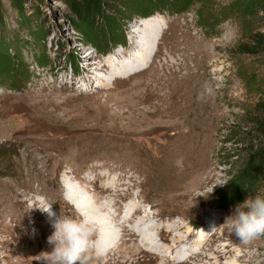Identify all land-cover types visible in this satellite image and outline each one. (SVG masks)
Returning <instances> with one entry per match:
<instances>
[{"label":"rangeland","instance_id":"rangeland-1","mask_svg":"<svg viewBox=\"0 0 264 264\" xmlns=\"http://www.w3.org/2000/svg\"><path fill=\"white\" fill-rule=\"evenodd\" d=\"M105 1L106 15L86 24L64 0H0V264L51 252L52 220L39 209L84 217L67 199L72 187L105 222L114 216L121 229L137 204L125 226L150 217L165 233L149 231L163 248L156 256L127 242L92 264H177L189 242L180 264H213L214 250L223 264H264V237L244 244L225 224L264 195V54L239 51L264 33V0ZM146 20L163 31L143 61L134 49ZM131 58V77L106 72ZM185 58L192 77L162 87L169 61ZM94 59L105 84L85 81ZM99 232L94 223L93 242Z\"/></svg>","mask_w":264,"mask_h":264},{"label":"bare ground","instance_id":"bare-ground-1","mask_svg":"<svg viewBox=\"0 0 264 264\" xmlns=\"http://www.w3.org/2000/svg\"><path fill=\"white\" fill-rule=\"evenodd\" d=\"M161 31H163V30H160V28L156 24V22L148 21V20H146L142 24L141 27H137L136 33H138V35L145 33V36L141 37L137 41L136 48L134 49V51L136 52L135 56H137V58L142 59L143 61H146L149 58V56H151V55H149V53L150 54L152 53V46L154 44H158L159 43V41H160V32ZM180 44H182V43H180ZM159 45H160V43H159ZM176 48H177V46H176ZM153 54L154 55H152V57H153L152 59L156 58L158 56V54H160V53L156 51V52H153ZM124 57L125 58L126 57L129 58L127 56V54H124ZM119 58H122V56L119 55ZM187 58H188V56H187ZM134 61H137V60L131 58V60H129V62H128L129 64H127V65H126L125 62L120 64L119 62L114 61L113 63L109 62V66H106V64H105L104 67L107 69L106 72H108V74H110V77L114 76L115 74H118V76H116V78L120 77L122 79H127V78H129L131 76L125 78L126 72L128 71V69H130V67L131 68L134 67V66L131 65V63L134 62ZM101 63H102L101 59H98V60L94 59L93 61L87 62V65L83 68V72L88 75V79L85 80V81H87V82H91V81L96 82V79H99V83L105 84L106 80H110L109 75H107V73H105V72L104 73L102 72L104 70H103V67L100 65ZM188 64H189V62H188V60L186 58L184 59L183 62H180V63L177 60L169 61V63L166 65V67L169 68L168 75L166 74L167 76L165 75V76H163L164 78L163 77L160 78V80H161L160 82L162 83V87L170 88L172 86L171 84L173 82H179V81L181 82V81L189 80L192 77L193 74H192V72H191V70L189 68L191 64L190 65H188ZM147 71H150V70H148V69L144 70L142 73H147ZM183 71H185L184 74H183ZM97 72H100V73L97 74ZM167 72H168V70H167ZM95 73H96V75H94V76H96V77L91 76L92 74H95ZM140 75H142V74H140ZM136 76L137 75H135V77ZM155 77H153V79ZM176 78H178V79H176ZM178 84L179 83H177L175 85V87H177ZM159 89H160V87H159ZM173 91H174V89H173ZM186 94L188 95L189 93H186ZM172 95L170 96L171 98H172ZM179 96H181V95L179 94ZM188 96H190V95H188ZM167 98H169V97L167 96ZM178 103H180V102L177 100V104ZM67 199L72 205H74L84 215V217L93 220L95 222V224L99 225L100 232H99V235H98V239L97 240L95 239V242L93 243V247H92L91 253H90L91 259L89 260V264H92L94 259L96 261L101 260L105 255L112 254L113 256H116V255L119 256V254H117V253L118 252L120 253V249H122L123 247H126L128 245L127 242H136V245L139 248V249L137 248L138 251L140 250V251L148 252V253L154 254L155 256H156V254L158 252H160L163 249L161 247V245L157 242V239H159V238L158 237L155 238L153 235L149 234V231L155 230V229L157 230V228H158V226H156V224L153 222L152 218L146 217L145 219H139L136 222L135 226H133L132 228L125 226L126 223H130L129 220L132 221L131 217L134 215V212L138 213V211H140V207H138L137 204L136 205H132V204L128 205V210H127V213H126L125 222L122 223V227H121L122 232L126 233V237L123 238V235L120 233L121 229H120V227L117 226V221L114 218V216H112V219H111L112 223L105 222L104 218H97L96 214L98 215V209H96V207L94 205H92L88 201L87 198H84L83 196L82 197H78L77 189L75 187L69 188V193H68V198ZM113 206H114V204H112V205L109 204V205H105L103 207H100V209L108 210L110 207L113 208ZM110 218H111V216H110ZM173 227H175V226H172L171 228L168 227L167 229L169 230V229H172ZM161 234H165V233L163 232V230H159L158 229L157 230V235L159 237H161L162 236ZM189 238H191V234H189V236L186 239L185 238H182V239L180 238V239H177V241L174 240V242H176L177 244L178 243L181 244V243L186 242ZM199 238H201V235H199ZM194 239H196V238H194ZM37 240H36V245H39V242ZM196 242L197 241L195 240V243ZM191 243L192 242H189V245L183 246L181 248V250H179V251L177 250L178 253H177V255H175L176 258H173V261H177V264H180L179 261L181 260L182 256L185 253L189 252L190 249H192ZM193 243H194V240H193ZM172 250L174 251V249H172ZM97 253H99V255H97ZM167 253H169V251ZM229 253H230V251H228V254ZM13 256L15 257V260L11 261L10 259ZM196 256H199V255H196ZM6 257H9V260L6 261L7 264H45V262H43V261L37 262V260L35 261L34 258L24 257V255H21L20 253H16V252L12 253V254H8ZM192 257H194V256H192ZM192 257H190V258H192ZM241 257L242 256L240 255L239 256V260H240ZM210 259L215 260V263H213V264H223L222 260L225 259V256L224 255H220L219 256L218 251L214 250L213 253L210 254ZM125 261H126V263H128L129 260L125 259ZM162 264H164V263L162 262ZM232 264H235V263H232Z\"/></svg>","mask_w":264,"mask_h":264},{"label":"clouds","instance_id":"clouds-1","mask_svg":"<svg viewBox=\"0 0 264 264\" xmlns=\"http://www.w3.org/2000/svg\"><path fill=\"white\" fill-rule=\"evenodd\" d=\"M39 210L48 214L54 229L47 237L52 250L42 252L39 256L43 258L41 261L45 264H89L95 222L86 217L77 219L61 216L56 219L51 206ZM226 223L231 233L244 244L264 237V195L250 196L237 204L233 214L226 218Z\"/></svg>","mask_w":264,"mask_h":264},{"label":"trees","instance_id":"trees-1","mask_svg":"<svg viewBox=\"0 0 264 264\" xmlns=\"http://www.w3.org/2000/svg\"><path fill=\"white\" fill-rule=\"evenodd\" d=\"M25 0H15L16 4L22 8ZM42 4V0H35ZM70 8L74 17L84 23L91 24L94 19L106 15L107 4L105 0H64ZM241 53L264 54V33L255 34L249 43L239 46ZM257 108L264 111V102H259ZM257 126L264 137V121L257 120Z\"/></svg>","mask_w":264,"mask_h":264}]
</instances>
